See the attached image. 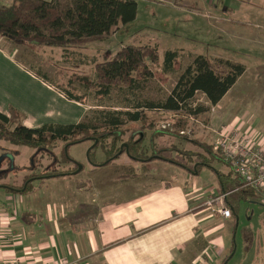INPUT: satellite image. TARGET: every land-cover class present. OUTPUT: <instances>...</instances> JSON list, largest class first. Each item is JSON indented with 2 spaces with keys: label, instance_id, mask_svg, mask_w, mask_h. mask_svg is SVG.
<instances>
[{
  "label": "rangeland",
  "instance_id": "obj_1",
  "mask_svg": "<svg viewBox=\"0 0 264 264\" xmlns=\"http://www.w3.org/2000/svg\"><path fill=\"white\" fill-rule=\"evenodd\" d=\"M11 1L0 0V3L9 4ZM136 1L138 13L133 22L120 24L119 29L115 33L111 32L106 39L86 43L74 49V52L62 47L31 48L23 44L16 45L1 37L0 44L5 43L9 50L15 47L16 60L36 74L45 73L51 84L71 90L68 85L70 82L76 87L77 93L87 95L88 109H99L90 107L97 103L104 105L100 109L125 111L124 107H132L137 102L163 101L171 93L179 76L199 55L216 63L223 60L243 64L245 73L223 98L219 109L213 107L199 118L147 111L148 120L145 123L131 124L129 128L123 129L122 140L125 142L132 137L139 139L142 133L146 138L142 142V150H148L151 145L150 148L157 149L164 158H174L183 163L189 160L190 165L197 166L200 161L189 150L201 153L211 149L214 152L213 145L217 138L215 131L219 130L210 124L211 120L220 118L228 121L235 116L237 119L244 116L248 123L252 120L255 124L264 117V0ZM228 6L234 7L233 10L228 9ZM148 44L157 45L159 51V63L149 64L151 71H163L168 51L178 52L177 71L168 72L165 77L149 78L130 90L113 88L109 97L103 99L95 98V91L85 87L87 82L95 81V62L113 57L123 45ZM195 102L208 107L202 94L197 95ZM230 107L235 111H231ZM257 125L262 131L257 132L263 133L264 118ZM254 129H244L243 132L253 133ZM93 146V141H88L72 145L66 150L62 141H55L43 144L38 149L0 139V186L20 189L26 180L66 172L73 173L69 177L75 183L86 184L89 168L102 164L109 157V153L101 146L95 149ZM179 149L182 150L180 159L176 158ZM145 155L152 156L149 153ZM127 157L123 155L117 163L121 167L116 168L121 175L116 179L117 183L154 184L168 178L155 166L149 165L150 171L146 172L147 162L139 161L136 164L129 162ZM209 164L219 166L217 162ZM81 167L82 171H79ZM207 171L204 168L202 181L208 179L214 182L210 176L205 177ZM45 181L30 183L29 189L33 190V184L34 187H40ZM239 203V209L232 213V219L224 223V230L218 235L230 256L226 264H264V204L258 196H248Z\"/></svg>",
  "mask_w": 264,
  "mask_h": 264
},
{
  "label": "crops",
  "instance_id": "obj_2",
  "mask_svg": "<svg viewBox=\"0 0 264 264\" xmlns=\"http://www.w3.org/2000/svg\"><path fill=\"white\" fill-rule=\"evenodd\" d=\"M16 51L5 43L0 46V113L10 116L14 108L28 128L81 122L88 107L68 100L57 84H47L41 79L45 73L40 76L25 68L16 60ZM235 118H215L210 124L215 130L232 126L243 132L254 127V132L264 117L255 124L244 116ZM140 135L138 141L145 142V135ZM149 148L142 152L161 154ZM181 152L176 151V158ZM189 152L199 159L197 166L174 158L170 161L181 166L160 159L147 162L146 172L151 165L168 176L154 184L117 183L121 156L110 165L89 168L86 184L68 175L42 179L47 181L40 187L33 184L28 192L0 188V264H222L229 255L218 235L232 217L224 220L203 205L208 194L225 192L239 178L215 152ZM215 162L221 167L208 165ZM204 168L205 177L214 182L202 181ZM239 192L228 197L232 213L243 199ZM4 231L11 232L4 236Z\"/></svg>",
  "mask_w": 264,
  "mask_h": 264
},
{
  "label": "trees",
  "instance_id": "obj_3",
  "mask_svg": "<svg viewBox=\"0 0 264 264\" xmlns=\"http://www.w3.org/2000/svg\"><path fill=\"white\" fill-rule=\"evenodd\" d=\"M137 13L136 0H12L9 4L0 3V37L16 45L23 44L31 48L62 47L74 52V49L86 43L106 39L120 24L133 22ZM178 56V52L168 51L163 71L154 72L150 70L149 64L159 63L158 46L127 45L121 47L113 57L95 62V81L87 82L85 87L95 91V98H108L113 88L130 90L149 78H161L168 72L177 71ZM245 71L246 67L239 62L218 60L216 63L199 55L179 76L171 93L163 101L137 102L132 107H124L125 111L112 110L110 107V110L100 109L104 105L96 103L90 107L99 109H88L83 121L77 124H46L39 128L24 126L21 114L10 108V116L0 113V139L38 149L43 144L62 141L67 150L72 145L93 141L94 149L101 146L109 153L105 162L96 165L98 167L110 165L123 155L136 161L151 162L160 159L171 162L161 155L146 157L142 152V140L138 141L133 137L126 142L122 140L123 129L129 128L131 124L145 123L148 120L147 111L199 118L223 100ZM41 79L51 84L47 76L43 75ZM68 85L71 90H63L58 85L55 88L68 100L89 106L87 95L77 93L76 87L70 82ZM198 94L206 98L208 107L195 102ZM125 144L128 145L127 149ZM174 164L181 166L178 162ZM72 174L66 172L35 177L26 180L20 189L8 185L0 188L8 192H28L33 180ZM241 186V181H237L233 187L224 191L231 192L238 188L237 193L240 191L238 195L242 200H246L245 194L260 197L258 192ZM227 202L230 204L229 199ZM229 259L230 256L222 264H226Z\"/></svg>",
  "mask_w": 264,
  "mask_h": 264
},
{
  "label": "built area",
  "instance_id": "obj_4",
  "mask_svg": "<svg viewBox=\"0 0 264 264\" xmlns=\"http://www.w3.org/2000/svg\"><path fill=\"white\" fill-rule=\"evenodd\" d=\"M232 126L224 127L217 134L214 152L228 163L241 181V188H248L260 194L264 204V135L257 131L244 133ZM239 189L219 194H208L203 208L227 220L232 217L227 199ZM11 231H4V236Z\"/></svg>",
  "mask_w": 264,
  "mask_h": 264
},
{
  "label": "water",
  "instance_id": "obj_5",
  "mask_svg": "<svg viewBox=\"0 0 264 264\" xmlns=\"http://www.w3.org/2000/svg\"><path fill=\"white\" fill-rule=\"evenodd\" d=\"M97 142V141H96ZM127 144H125V147H126V149H127ZM127 151V150H126ZM122 152H123V150L121 149V151H120V154H122ZM126 153H128V151L126 152ZM82 169V167L81 168H79V170H81Z\"/></svg>",
  "mask_w": 264,
  "mask_h": 264
},
{
  "label": "flooded vegetation",
  "instance_id": "obj_6",
  "mask_svg": "<svg viewBox=\"0 0 264 264\" xmlns=\"http://www.w3.org/2000/svg\"><path fill=\"white\" fill-rule=\"evenodd\" d=\"M67 150V149H66ZM67 152V151H66Z\"/></svg>",
  "mask_w": 264,
  "mask_h": 264
}]
</instances>
